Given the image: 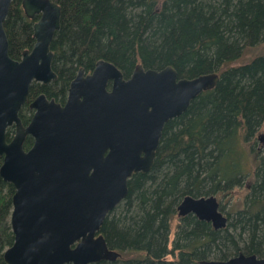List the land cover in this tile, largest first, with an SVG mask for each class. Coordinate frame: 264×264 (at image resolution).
Returning a JSON list of instances; mask_svg holds the SVG:
<instances>
[{
    "label": "trees",
    "instance_id": "1",
    "mask_svg": "<svg viewBox=\"0 0 264 264\" xmlns=\"http://www.w3.org/2000/svg\"><path fill=\"white\" fill-rule=\"evenodd\" d=\"M51 1L60 6L49 49L55 85L62 90L77 68L89 72L99 58L124 76L137 63L171 66L185 78L218 74L211 89L163 125L151 168L131 174L125 197L100 226L116 259L92 264H200L237 252L264 256V51L243 61L264 44V0ZM31 22L19 0H12L2 22L10 58L19 59L32 46ZM18 116L27 121L21 109ZM10 133L7 128V140ZM12 193L0 177V264L13 240ZM185 195H213L219 210L221 200L231 198L225 227L214 230L192 214L176 216Z\"/></svg>",
    "mask_w": 264,
    "mask_h": 264
},
{
    "label": "water",
    "instance_id": "2",
    "mask_svg": "<svg viewBox=\"0 0 264 264\" xmlns=\"http://www.w3.org/2000/svg\"><path fill=\"white\" fill-rule=\"evenodd\" d=\"M12 0H0V177L12 185L9 226L12 243L5 264H92L114 261L99 232L106 215L125 197L131 174L151 168L163 125L186 111L218 80L214 71L178 77L140 63L128 78L99 58L90 73L79 68L63 106L39 94L26 126L18 117L28 86L55 79L49 44L59 27L60 6L51 0H19L32 19L33 44L19 59L7 53L2 22ZM109 87L107 88V84ZM12 127L10 139L6 129ZM31 146L22 148L25 137ZM213 195L183 196L176 216L192 214L214 230L227 216ZM200 264H264V256L237 252Z\"/></svg>",
    "mask_w": 264,
    "mask_h": 264
},
{
    "label": "flooded vegetation",
    "instance_id": "3",
    "mask_svg": "<svg viewBox=\"0 0 264 264\" xmlns=\"http://www.w3.org/2000/svg\"><path fill=\"white\" fill-rule=\"evenodd\" d=\"M19 4H20V2H19ZM21 7V6H20ZM23 12V11H22ZM25 16V15H24ZM26 17V16H25ZM27 18V17H26ZM38 18V16L37 15H34L33 16V18L32 19H30V18H28L29 20H31L32 22H31V29H32V24H33V22L36 20ZM31 48V47H30ZM29 48V49H30ZM29 49H25V50H29ZM24 51V50H23ZM22 51V52H23ZM21 57V56H20ZM19 57V58H20ZM79 68H81V67H79ZM79 68H77V70H76V72L74 73V75H73V77L68 81V84H67V86L65 87V89L64 90H62V88L58 85V86H56L57 85V75H58V73L57 72H55L52 68V70H53V72L55 73V79H53V80H50V81H48L47 83H39V82H34V81H32L30 84H29V86H28V91H27V95H26V98H25V101L23 102V104L20 106V108L19 109H21L22 110V116L24 115V116H26L27 117V121L26 122H22L21 120H20V122H21V124L23 125V126H26L27 124H28V122H29V120H30V118H31V116H32V114H33V112H34V109L33 108H30V106H29V104L39 95V94H44V96H45V98L47 99V100H49V99H53V101L54 102H56V103H58L60 106H63L64 105V103H65V101H66V96H67V89H68V86H69V83H70V81L75 77V75H76V73H77V71H78V69ZM93 68V67H92ZM82 69V68H81ZM133 69V68H132ZM144 69H146V68H144ZM151 69H154V68H151ZM160 68H158V69H155V70H159ZM92 70V69H91ZM91 70L89 71V72H85V71H83V69H82V72H83V75H86V74H88V73H90L91 72ZM132 71V70H131ZM122 73V72H121ZM131 73V72H130ZM130 73H129V75H130ZM129 75H127V76H124L123 74H122V77L124 78V79H126V78H128L129 77ZM55 83H56V85H55ZM109 87V83L107 84V88ZM42 88H44L45 90H48L49 92H50V94H55L56 92H58V94L56 95V98H53V97H50V96H47L44 92H41L40 90L42 89ZM63 94V98L62 99H60V95H62ZM29 96V97H28ZM19 111V110H18ZM19 117V116H18ZM19 119H20V117H19ZM9 129H11V133H12V127H10ZM163 129V128H162ZM10 133V134H11ZM26 138H29L30 140H29V143H28V145L27 146H25L24 145V142H25V139ZM9 139H10V137H9ZM25 139H24V141H23V144H22V148H23V150H27L30 146H31V143H32V138L29 136V135H27L26 137H25Z\"/></svg>",
    "mask_w": 264,
    "mask_h": 264
},
{
    "label": "rangeland",
    "instance_id": "4",
    "mask_svg": "<svg viewBox=\"0 0 264 264\" xmlns=\"http://www.w3.org/2000/svg\"><path fill=\"white\" fill-rule=\"evenodd\" d=\"M264 51V44H260L257 49H251L250 51L246 52L245 55L243 56V61H246L248 59H250L254 53H257L259 51ZM240 62V61H239ZM259 133L261 134V137H263V141H261V149L264 147V129L262 128ZM231 198H223L221 200V204L223 205V208L220 210L222 213H226L227 209H229V204H230V200ZM178 223V219L176 217L173 218V220L171 221L170 225V232H169V247H170V241L173 239L174 236V231H175V227L176 224Z\"/></svg>",
    "mask_w": 264,
    "mask_h": 264
}]
</instances>
